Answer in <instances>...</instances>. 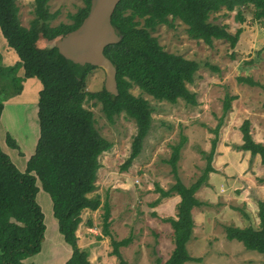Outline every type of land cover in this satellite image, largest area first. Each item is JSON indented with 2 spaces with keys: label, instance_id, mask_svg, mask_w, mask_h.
<instances>
[{
  "label": "rangeland",
  "instance_id": "rangeland-1",
  "mask_svg": "<svg viewBox=\"0 0 264 264\" xmlns=\"http://www.w3.org/2000/svg\"><path fill=\"white\" fill-rule=\"evenodd\" d=\"M33 2L16 0L19 20L25 28L33 19ZM48 6L50 13H58L51 22V26H57L70 23L68 15L83 7V3L81 0H49ZM234 16V12L212 16L214 22L227 25L231 33L242 30L233 49L222 41H213L212 46H207L201 41L190 40L185 26L179 21L173 28L157 27L153 36L166 52L198 63L194 82L187 85L188 90L195 94L198 105L190 106L182 100L174 105L159 102L133 87L132 95L149 103L152 123L141 154L127 171L123 172L121 167L130 154L132 138L136 134L135 123L120 115L110 124L100 104L88 102L84 105L93 113L99 135L113 147L99 157L96 190L91 194L97 196L102 205L96 211L85 210L81 214V223L76 231L77 247L81 250L99 246L112 251L110 239L107 245H101L102 206L107 201L113 226L109 231L113 240L132 238L130 245L120 249L124 252L123 259L130 264H157V260L164 264L174 245L173 230L163 219H176L177 206L173 212L170 208L161 212L158 209L162 218L156 209L167 200L161 198L159 189L167 191L175 183L171 167L166 162L171 156V147L180 141L181 136L186 138L177 173L180 181L188 187L202 175L206 163L201 153H209L211 141L215 138L211 131L221 121L212 160L214 173L209 174L207 180L211 189H206V185L195 194L197 201L207 206L198 207L194 214L192 210L196 225L193 220L192 234L186 244L188 255L202 261L185 264H263V255L247 251L237 241L226 240L224 232L226 226L257 229L258 202H264V182H259L264 178V166L258 156L251 158L249 152L239 149L242 144L239 127L245 120L250 123L252 139L264 144V94L258 87L238 83V78L249 77L264 87V27L252 20L250 12H245L242 24ZM38 46L48 53L52 44ZM17 60L16 53L0 34V149L19 171L24 172L39 138L37 102L41 86L34 78L28 79L24 74L19 76L22 66ZM104 81V72L93 69L86 77L85 89L100 91ZM226 97L235 99L230 110L223 114ZM10 140L14 141L16 148L11 146ZM37 186L36 202L44 215V239L40 252L23 262L64 264L70 258L71 248L58 231L50 196L42 191L39 183ZM218 187L219 191L225 189L220 195L215 192ZM173 197L177 195L173 194ZM89 234L93 238H89ZM97 256L94 264H119L111 254L107 255L111 258L104 261L102 257L106 258V255L99 252Z\"/></svg>",
  "mask_w": 264,
  "mask_h": 264
},
{
  "label": "trees",
  "instance_id": "trees-1",
  "mask_svg": "<svg viewBox=\"0 0 264 264\" xmlns=\"http://www.w3.org/2000/svg\"><path fill=\"white\" fill-rule=\"evenodd\" d=\"M81 1L83 7L68 15L70 23L51 26L58 13L49 12V0H34L33 19L25 28L19 20L16 0H0V34L16 53L24 77L36 79L41 86L37 102L39 138L25 171H19L0 149V264H25L26 258L41 250L45 224L36 202L37 183L50 196L58 231L71 248V257L65 264H90L88 253L77 247L76 231L81 214L85 210L96 211L102 205L100 199L91 194L96 190L99 157L109 152L113 145L95 129L93 113L84 107L86 103L100 104L110 124L120 115L135 123L136 134L132 138L129 157L121 167L123 172L141 154L152 123L149 103L132 95L133 87L159 102L174 105L182 100L190 106L198 105L195 94L187 88L194 82L198 63L166 52L153 36L157 27L173 28L179 21L185 26L190 40L201 41L207 46H212L213 41H222L230 49L236 46L242 30L231 33L227 25L214 22L213 15L223 13L226 16L234 12L235 20L242 24L245 12H250L252 20L264 27V0H122L111 18L112 26L122 39L104 50L105 57L116 70L118 95L114 96L107 93L104 86L100 91H86V77L97 68L74 65L60 56L55 47L56 41L77 29L87 16L90 0ZM50 43L48 53L38 46ZM238 83L258 87L264 94V87L249 77L238 78ZM234 99H224L223 114L230 110ZM1 110L0 105V115ZM220 123L211 131L215 138L211 141L209 153H201L206 163L204 171L188 187L180 181L177 173L186 138L181 136L180 141L171 147V156L166 162L171 167L175 183L167 191L159 189V192L161 198L174 194L180 201L176 207V219H163L173 230L174 245L164 264L202 261L188 255L186 244L194 226L193 208L207 206L197 201L195 194L207 185L209 174L214 173L212 160ZM249 127L248 120L239 127L242 141L239 149L249 152L251 158L258 156L264 166V144L252 139ZM9 143L16 148L14 141ZM259 182L263 183L264 178ZM102 209V235L110 237L111 256L119 264H130L119 250L130 245L132 238L114 241L109 231L110 207L107 201ZM257 215V229L226 226L225 238L241 243L247 251L264 256V202H258ZM157 264H160L158 260Z\"/></svg>",
  "mask_w": 264,
  "mask_h": 264
},
{
  "label": "water",
  "instance_id": "water-1",
  "mask_svg": "<svg viewBox=\"0 0 264 264\" xmlns=\"http://www.w3.org/2000/svg\"><path fill=\"white\" fill-rule=\"evenodd\" d=\"M122 0H90L87 16L74 31L55 42L58 54L74 65H90L105 74L104 89L117 96L116 70L104 50L120 42L111 24L112 15Z\"/></svg>",
  "mask_w": 264,
  "mask_h": 264
},
{
  "label": "crops",
  "instance_id": "crops-1",
  "mask_svg": "<svg viewBox=\"0 0 264 264\" xmlns=\"http://www.w3.org/2000/svg\"><path fill=\"white\" fill-rule=\"evenodd\" d=\"M18 62H19V60H17ZM17 61L15 62V64L17 63ZM19 71H20V73H19V76H21V75H23L24 74V72H23V69L22 68H20L19 69ZM24 76V75H23ZM259 158V157H258ZM208 184L210 185V182H208ZM209 185H207L205 188L206 189H211V188H208V186ZM210 187V186H209ZM220 187V186H219ZM219 187H218V189L216 188V190H215V192H216V195H220V194H222V192H224L225 191V189L223 188V190H222V188H220V190H222V191H219ZM202 188H204V187H202ZM201 188V189H202ZM200 191V190H199ZM213 195V194H212ZM177 198H179L178 196L177 197H173L172 196V198L171 197H169V199L167 198V200L162 204V205H160L157 209H156V213L158 214V216L159 217H161V215L162 214H160L159 212H158V209L160 210V212L161 211H163L164 209H166V208H170L169 210H171L172 212H173V209L177 206V204L179 203V201H180V199H179V201H175ZM178 202V203H177ZM208 204H213L212 202H209ZM196 209L197 208H193V214H194V212L196 211ZM163 215H166V214H163ZM162 218V217H161ZM193 220H194V223H195V225H196V218H194L193 217ZM111 223H112V218H111V216H110V227H111V229H112V227L113 226H111ZM195 229V228H194ZM112 231H114V230H112ZM112 232H110V234H111ZM112 235V234H111ZM88 237L89 238H93L92 237V235H88ZM105 238H106V240H105ZM101 245H107L108 244V239H110L109 237H105V236H101ZM138 244V243H137ZM123 248H125V247H123ZM120 249H122V248H120ZM84 250V249H83ZM123 250V249H122ZM85 251V250H84ZM86 252L88 253V259H89V256H90V259L88 260L89 262H90V264H94V261H96L97 259H98V256H97V253H99V252H101V255L102 256H105L106 255V258H103L102 256V261H104V260H107V259H109V258H111V256L110 257H108L107 255H109L110 253H111V251L109 250V248L107 247V248H101V247H99V246H95L94 248H91V249H88V250H86ZM119 252H120V250H119ZM71 254H72V251L70 252V257H71ZM120 254L121 255H124V252H120ZM66 263V262H65ZM64 263V264H65ZM96 264H98V263H96Z\"/></svg>",
  "mask_w": 264,
  "mask_h": 264
}]
</instances>
